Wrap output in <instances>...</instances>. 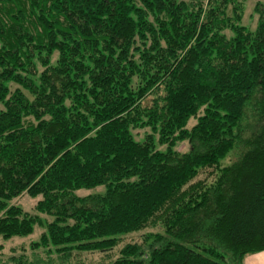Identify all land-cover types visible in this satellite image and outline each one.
Listing matches in <instances>:
<instances>
[{"label": "trees", "instance_id": "1", "mask_svg": "<svg viewBox=\"0 0 264 264\" xmlns=\"http://www.w3.org/2000/svg\"><path fill=\"white\" fill-rule=\"evenodd\" d=\"M243 7L0 0V242L43 228L6 264L264 251V4L254 31Z\"/></svg>", "mask_w": 264, "mask_h": 264}, {"label": "rangeland", "instance_id": "2", "mask_svg": "<svg viewBox=\"0 0 264 264\" xmlns=\"http://www.w3.org/2000/svg\"><path fill=\"white\" fill-rule=\"evenodd\" d=\"M257 3L264 4V0H244V7H243V20L242 25L246 27L249 31H254L257 22L258 17L257 14L254 11V7ZM192 122H189L191 124ZM181 147H179L180 149ZM160 150L164 149V146L159 147ZM102 188H97L95 190H87V189H81L76 192V194L80 197L96 194L98 192H101ZM37 198L30 197L29 195H22L14 200V203L17 204L19 207H21L24 211L28 213L34 214V207L36 202L38 201ZM43 228L40 226H35L34 231L31 235H29L27 238L24 239H14L9 242H0V245L2 244L3 248L0 249V264H6L9 259L12 257H19L24 256L27 258V261L29 263H34L36 261L33 260L32 251L30 249V243L33 241H37L40 234L42 233ZM138 240L136 237L135 240ZM44 254H40L39 256H42ZM38 256V257H39ZM98 258L95 260L96 262H99L101 260L100 256H97ZM85 262L94 261L90 257L83 258ZM42 260V259H40ZM47 261V259H46ZM94 261V262H95ZM38 264H44L45 262L38 261Z\"/></svg>", "mask_w": 264, "mask_h": 264}, {"label": "crops", "instance_id": "3", "mask_svg": "<svg viewBox=\"0 0 264 264\" xmlns=\"http://www.w3.org/2000/svg\"><path fill=\"white\" fill-rule=\"evenodd\" d=\"M242 264H264V251L245 256Z\"/></svg>", "mask_w": 264, "mask_h": 264}]
</instances>
